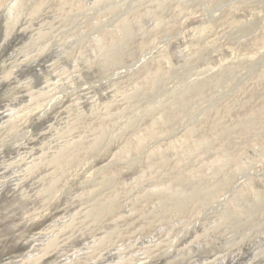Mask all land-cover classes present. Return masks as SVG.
Returning a JSON list of instances; mask_svg holds the SVG:
<instances>
[{"label": "rangeland", "instance_id": "1", "mask_svg": "<svg viewBox=\"0 0 264 264\" xmlns=\"http://www.w3.org/2000/svg\"><path fill=\"white\" fill-rule=\"evenodd\" d=\"M130 1L84 18L66 15L57 2L35 5L14 43L0 39V264L22 254L32 258L24 264H264V47L241 53L248 62L243 66L226 65L237 58L231 39L253 29L262 37L264 15L252 16L245 7L250 0H240L246 1L238 5L240 21L197 33L201 13L175 18L173 11L183 6L166 2L156 31L151 22L124 24L121 15L136 4ZM233 1L211 0L201 10L231 11ZM91 15L107 39L98 54L121 38L130 46L143 34L142 50H110L130 72L109 85L108 73L90 64L91 39L81 32ZM115 27L123 30L118 36ZM193 31L201 43L183 50ZM167 37L171 45L161 50ZM142 56L148 60L140 63ZM85 70L84 86H93L89 96L98 102L111 101L112 91L145 100L126 107L121 98L125 117L112 111L103 122L90 113L92 100L83 97L76 106L68 93L65 102L40 108L44 101L36 102L39 94L26 86L31 78L32 91L39 88L40 73L53 85L51 74L64 82ZM243 85L248 88L240 92ZM221 103L228 111L213 115V128L181 138ZM148 121L154 129H147Z\"/></svg>", "mask_w": 264, "mask_h": 264}, {"label": "bare ground", "instance_id": "2", "mask_svg": "<svg viewBox=\"0 0 264 264\" xmlns=\"http://www.w3.org/2000/svg\"><path fill=\"white\" fill-rule=\"evenodd\" d=\"M209 1L211 0H144L143 2L141 0H131L130 4H134V2L136 4L132 5L133 8H131L132 10L129 11H125L122 15H121V20L124 21H141V22H151L150 24L152 25V27H155L154 29H157L159 27H161V20H163V18L165 17L166 14H164V7L165 4L167 2L168 5H172L173 3H176L177 5L183 6V10L180 11L179 9H176L175 11H173V16L176 17H184L186 19H189L191 16L201 13L200 15L202 16V20L203 22H201L200 20V27L196 28L197 29V33L200 32V30H211L214 29L221 21H227L229 22L228 25H231V23L233 22H238L240 20V17L243 18V14H241V8H242V4H244V2L246 3V1H240V0H235L232 3H230L232 10L231 11H216L218 8H216V10H201V8L205 5L208 4ZM55 2L58 3V7L61 8L63 11V13H65L68 16H74V17H81L84 18L88 13H92L94 10L96 9H100L97 13L96 16H102L104 12L106 11H111L113 10L114 12L119 9H121L124 6H128V4H126V0H0V39L2 40V43H7V45H11L12 43L15 42V40H13L12 38L14 36L19 35L23 29H21V26L24 22V17L28 15V13L30 14V10H33L35 5L40 6L42 3H44V6H54ZM248 4L245 6L246 8L250 9V14H253L255 12L259 13V15H264V3H261L262 5L260 7L254 5L253 1H247ZM211 4V3H209ZM241 4V8L238 7V5ZM224 6V5H223ZM237 6V7H235ZM244 6V5H243ZM230 7V8H231ZM44 8V7H43ZM206 8V7H205ZM97 10V11H98ZM228 10V9H227ZM241 10V11H240ZM41 11V10H40ZM121 12V11H120ZM207 12V13H205ZM246 12V11H245ZM249 12V11H248ZM41 13V12H40ZM94 13V12H93ZM96 13V12H95ZM110 13V12H109ZM108 14V13H107ZM249 14V13H248ZM106 15V14H105ZM95 15H91V17H89L88 19L84 20L82 23V26L84 27V23L88 24L87 29H82L81 32L84 33H88L89 37H90V41L88 42V51H90L91 58L93 57V61L90 62L91 65H95L98 66L100 65V69L104 71L105 74H107L108 76L105 77V81L104 84H108L109 82H113L115 81L117 78H126V76L129 74L130 69H125L126 67L123 66L121 60L118 57H113V53H115V51H110V50H129L130 46H132V49L134 48L135 50H142L141 48V43L143 42L144 38H139L141 35L140 34L139 37L135 36L130 39L131 40V45L127 46V45H123L124 42L121 41L118 42V44H113L114 46H112L111 48H109L110 50H107L105 53L103 54H98V50H101V48L105 47V45L107 44V39L104 38V33H102L103 31H99L100 29L97 28V21H95L94 18ZM250 16V15H249ZM255 16V15H254ZM105 17V16H104ZM112 17V16H111ZM233 17V18H232ZM122 18H124L125 20H123ZM174 18V17H173ZM172 18V19H173ZM174 18V19H175ZM120 19V18H119ZM165 19V18H164ZM179 19V18H178ZM251 19H253L251 17ZM120 20V21H121ZM171 20V19H170ZM245 20V19H243ZM259 20V19H258ZM105 21V20H104ZM184 21V20H183ZM242 21V20H241ZM264 21V19H263ZM89 22V23H88ZM116 22L112 21V24ZM172 23V22H169ZM168 23V24H169ZM264 23V22H263ZM120 24V23H119ZM117 24V25H119ZM125 24V22H124ZM129 24V23H128ZM149 24V25H150ZM168 24H165L166 27L169 26ZM240 24V23H239ZM116 25V23H115ZM114 25V26H115ZM122 24H120L121 26ZM131 25V24H130ZM138 25V24H137ZM145 25V24H144ZM171 25V24H170ZM233 25V24H232ZM237 25V24H236ZM40 26V25H39ZM134 26V25H133ZM148 26V25H147ZM253 26V25H252ZM258 26V25H257ZM122 27V26H121ZM130 27V26H129ZM128 27V29H129ZM149 27V26H148ZM147 27V28H148ZM172 27V25H171ZM218 27V26H217ZM261 27V26H260ZM40 28V27H38ZM44 27H42L43 29ZM47 28V27H46ZM45 28V30H46ZM110 28V27H109ZM232 28V27H231ZM248 28V27H247ZM255 28V27H253ZM264 27H261V31L263 30ZM103 29V28H102ZM151 28H149L150 30ZM160 29V28H159ZM168 29V28H167ZM166 29V30H167ZM194 29V28H193ZM246 29V28H245ZM41 29H38L37 31H39L40 33ZM112 30V29H110ZM135 30V29H134ZM165 30V31H166ZM239 30V29H238ZM254 30H244V31H239L240 32V37L238 39L236 38H232L231 39V56L232 57H236L235 59L231 60V61H227L226 65H232L235 67H239V66H243L245 64H247L248 62L246 61V58H244V55L242 56V54L245 52H249L251 51L250 49H253L254 46L257 45H262V47H264V34L262 35V37H259V35L261 36V32L259 31V35L257 36L254 33ZM42 31V30H41ZM122 28H114V35L113 36H118L121 34ZM127 31V30H125ZM131 31V30H130ZM137 31V30H136ZM161 31V30H159ZM204 32V31H202ZM238 32V31H237ZM264 32V31H262ZM43 33V32H42ZM102 33V34H101ZM109 33V31L107 32ZM124 33V32H123ZM194 31L192 32V39L189 41L188 44H186V46L184 47L183 50H190L191 47H193L194 45H196L199 41H200V36H196L194 35ZM208 33V32H207ZM254 33V34H253ZM45 34V33H44ZM112 34V31H111ZM125 34V33H124ZM157 34V33H156ZM184 34V33H183ZM196 34V33H195ZM86 34H83V36H85ZM110 35V34H109ZM185 35V34H184ZM187 35V34H186ZM185 35V36H186ZM43 36V35H41ZM87 36V35H86ZM166 36V35H164ZM38 37V36H37ZM109 37V36H108ZM142 37V36H141ZM146 37V36H143ZM155 37V36H154ZM157 38V37H156ZM155 39V38H154ZM158 39V38H157ZM161 39V38H160ZM22 40V39H21ZM112 40V39H111ZM110 40V41H111ZM203 40V39H202ZM145 41V40H144ZM147 41V40H146ZM151 41V40H150ZM171 42V37H167L166 41L159 47L161 50H165L170 44ZM72 43V42H71ZM201 43V42H199ZM90 44V45H89ZM169 44V45H167ZM16 45V44H14ZM40 45V44H39ZM5 46V45H4ZM154 46V45H153ZM174 45H172L173 47ZM38 47V46H37ZM42 47V46H41ZM107 47V45H106ZM105 47V48H106ZM195 47V46H194ZM198 47V46H197ZM258 47V46H257ZM261 47V48H262ZM158 47H154V49H159ZM164 48V49H163ZM171 48V47H170ZM169 48V50H170ZM172 49V48H171ZM259 49V48H257ZM197 50V49H196ZM256 50V49H255ZM77 52V51H75ZM12 53V52H11ZM61 53V52H60ZM79 53V52H78ZM242 53V54H241ZM81 54V53H80ZM249 54H251L249 52ZM82 55V54H81ZM88 55V54H87ZM253 55V54H251ZM78 56V55H77ZM12 57V56H11ZM80 57V55H79ZM78 57V58H79ZM147 57V56H146ZM145 56L140 57V59L138 60L140 63L148 60L146 59ZM247 57V56H245ZM6 58V57H5ZM197 58V57H196ZM13 59V58H12ZM80 59V58H79ZM88 59V58H87ZM5 60V59H4ZM84 60V59H82ZM90 60V58H89ZM192 60V59H191ZM3 61V60H2ZM10 61V60H9ZM72 61V60H70ZM85 61V60H84ZM137 61V62H138ZM193 61V60H192ZM196 61V60H195ZM6 62V61H5ZM83 62V61H82ZM81 62V63H82ZM7 63V62H6ZM69 63V62H68ZM71 63V62H70ZM86 63V62H84ZM168 63V62H167ZM74 64V63H73ZM13 65V64H12ZM11 65V66H12ZM2 66V65H1ZM0 66V67H1ZM7 66V65H6ZM25 67V66H24ZM51 67V66H50ZM75 67V66H74ZM81 67V66H80ZM13 68V66H12ZM11 68V69H12ZM132 68V67H131ZM2 69V68H1ZM5 69V68H4ZM71 69V68H69ZM94 69V68H93ZM92 69V70H93ZM125 69V70H124ZM15 70V68H14ZM3 71V70H2ZM8 71V70H7ZM16 71V70H15ZM14 71V72H15ZM13 72V73H14ZM17 72V71H16ZM97 71H95L96 73ZM156 72V71H155ZM94 73V72H93ZM4 74V73H3ZM6 74V73H5ZM51 74V73H49ZM60 73L58 72V75ZM72 77L71 79L62 82L59 78V76H54L56 74H51L53 75L52 77H55L56 82H53V85H50L51 82H49V80H47V76L42 75V73L39 74V79H40V83L42 84L41 86H39V88L35 89L34 91H32L33 87L36 86V82L35 80H32L31 78H27V82H26V86L28 87V90L30 91L31 94H36L41 97H35L38 98L36 99V102L39 101L38 103H41L42 101H44L43 103L39 104V107L41 108L42 106L44 107V105H46V107H52L54 104H56L58 101L59 102H65L67 97H68V93H70V95L72 94L74 99L73 102L74 104L77 106L81 101V98L84 97V101L86 100H92L90 103V113L93 114L95 113L96 115H100V117H102V121H105L106 118V114L108 115L110 112L114 111V112H118L121 108H125V107H121L120 105L122 104V102H120V100L123 99V101H125V103H129V105H136L137 103H140L141 101L145 100L143 99L141 96L137 99V97L135 98L134 95H129L126 93H122L121 97H118L116 95V92L114 93L112 91V95H115L114 97L111 96V101H107V102H98L99 99H97L96 97L93 98V96H89V92L90 90H92L93 86H90L91 84H88L87 86H84L86 83V75L88 74L87 71H82V72H77V73H72ZM98 74V73H97ZM9 75V74H8ZM14 75V74H13ZM35 75V74H34ZM93 74L91 75V78L94 77ZM153 75V74H152ZM7 77V75H5ZM4 76V77H5ZM10 76V75H9ZM89 76V75H88ZM87 76V78H88ZM97 76V75H96ZM155 76V75H154ZM47 77V78H46ZM85 77V78H84ZM151 77V75H150ZM14 78V77H13ZM51 78V77H50ZM109 78V79H108ZM11 79V78H10ZM108 79V80H107ZM157 79V78H156ZM155 79V80H156ZM22 80V77H21ZM61 81V82H57V81ZM113 80V81H112ZM128 80V79H127ZM126 80V81H127ZM151 82L155 81V80H151V78L149 79ZM1 81V80H0ZM91 81V80H90ZM118 81V80H117ZM160 81V80H159ZM32 82L34 84H32ZM130 82V81H129ZM2 83V81H1ZM4 83V82H3ZM13 83V82H12ZM101 83L102 80H101ZM120 83V82H119ZM124 83V82H123ZM135 83V82H134ZM256 82L254 81L253 84H255ZM7 84V83H6ZM95 84V83H94ZM126 84V83H125ZM101 85V84H100ZM140 84H137V86H139ZM19 86V85H18ZM24 86V85H23ZM46 86H48L46 88ZM98 86V85H97ZM244 86V85H243ZM106 87V86H105ZM112 87V86H110ZM136 87V85H135ZM95 88V87H94ZM122 88V87H121ZM124 88V87H123ZM248 87H242L240 92H242L244 89H246ZM69 90V91H68ZM26 92V91H25ZM24 92V93H25ZM3 94V93H2ZM18 94V93H17ZM50 94V96H48ZM96 96V95H95ZM109 97V96H108ZM144 97V96H143ZM100 98V97H99ZM122 98V99H121ZM33 97H30V101L35 100ZM69 99V98H68ZM105 99V98H104ZM9 100V99H8ZM110 100V99H109ZM57 101V102H56ZM71 101V100H69ZM68 101V102H69ZM129 101V102H128ZM113 102L114 104L112 105ZM1 103V102H0ZM26 103V102H25ZM46 103V104H45ZM121 103V104H120ZM60 104V103H59ZM62 104V103H61ZM84 104V103H83ZM38 105V104H37ZM61 106V105H60ZM38 107V108H39ZM59 108V106H57ZM126 107H129L128 104ZM53 108V107H52ZM51 108V109H52ZM55 108V107H54ZM80 108V107H79ZM87 107V109H89ZM50 109V110H51ZM117 109V110H116ZM126 109V108H125ZM49 110V109H48ZM62 110V109H61ZM209 110V109H208ZM69 111V110H68ZM77 111V110H76ZM126 110H123L119 113L118 117L121 116L125 117V115L123 116L122 114H124ZM228 111V104L227 103H221L220 105H218V107H215L213 110H211V118H205L203 121H201L200 123H198V125H196V127L192 130V129H186V131H184L183 135L181 138H186V137H192L194 135H198L200 133H202L204 130L209 129V128H213V125L215 123V120L213 119V117L219 114H222L223 112ZM226 113V112H225ZM12 115H14L13 113H11ZM87 114V113H86ZM117 115V114H116ZM214 115V116H213ZM161 116V115H160ZM163 116V115H162ZM7 118V117H5ZM54 118V117H53ZM115 118V117H114ZM38 119V118H37ZM123 119V118H122ZM89 120V119H87ZM86 120V121H87ZM91 120V119H90ZM113 120V119H112ZM4 121V120H3ZM85 121V122H86ZM127 121V120H126ZM166 121V119L164 120ZM89 122V121H88ZM153 122V121H152ZM151 121H148L147 123V129L151 130L154 129L153 125H152ZM6 123V122H5ZM44 123V122H43ZM3 124V123H1ZM9 124V123H8ZM126 124V122H124L123 126ZM164 125V122H163ZM163 125L160 123V126L157 125V127H159L158 129L160 130L161 127H163ZM121 126V127H123ZM115 127V126H114ZM156 127V128H157ZM189 128V127H188ZM191 128V127H190ZM2 129V128H1ZM192 130V131H191ZM3 131V129H2ZM5 131V130H4ZM26 136V135H25ZM213 139V138H212ZM52 143V142H51ZM77 143V142H76ZM221 143V142H220ZM23 144V143H22ZM40 145V144H39ZM122 149L124 151H127L131 145L129 144V140L125 141L122 144ZM125 145V147H124ZM77 147V146H76ZM84 147V146H83ZM82 148V147H81ZM133 148V147H132ZM45 149V148H44ZM12 150V149H11ZM10 150V151H11ZM6 155V154H5ZM55 155V154H54ZM172 155V154H171ZM47 157V156H46ZM56 158V157H55ZM61 158V156H60ZM58 159V158H57ZM100 160V159H99ZM31 162V161H30ZM57 162V161H55ZM39 163V162H38ZM37 163V164H38ZM48 163V162H47ZM36 164V163H35ZM49 165V163H48ZM52 165V164H51ZM21 169V168H20ZM44 170V169H43ZM47 170V169H46ZM42 172V171H41ZM195 174V173H194ZM119 176V175H118ZM96 179V178H95ZM122 180V179H121ZM181 181V180H180ZM125 182V181H124ZM183 182V181H182ZM87 183V182H86ZM96 183V182H95ZM178 184V183H177ZM176 184V185H177ZM101 185V184H100ZM82 189V188H81ZM90 189V188H89ZM73 192V191H72ZM83 192V191H82ZM75 193V192H74ZM107 194V193H106ZM148 194V193H147ZM32 195V194H31ZM98 195V194H97ZM101 196V195H100ZM145 196V195H144ZM153 196V195H152ZM148 199V197H146ZM145 198V199H146ZM8 201V200H7ZM86 201V200H85ZM100 201V200H99ZM4 203V202H3ZM99 203V202H98ZM155 203V202H154ZM29 204V203H28ZM42 204V202H41ZM27 205V204H26ZM124 207V206H123ZM137 207V206H136ZM59 208V207H58ZM125 209V208H124ZM122 210V209H121ZM114 212V211H113ZM124 221V220H123ZM162 222V221H161ZM95 224V223H94ZM101 224V223H100ZM151 224V223H150ZM29 228V227H28ZM168 228V227H166ZM172 229V228H171ZM167 230V229H166ZM95 233V232H94ZM139 233V232H138ZM100 235V234H99ZM156 235V234H155ZM60 236V235H59ZM101 236V235H100ZM61 237V236H60ZM99 237V236H98ZM152 237V236H151ZM165 238V237H164ZM85 239V238H84ZM13 241V240H12ZM177 242V241H176ZM22 243V242H21ZM25 243V242H24ZM24 245V244H23ZM154 245V244H153ZM186 245V244H185ZM13 247V246H12ZM149 247V246H148ZM151 247V246H150ZM173 247V246H172ZM189 247V246H188ZM107 248V247H106ZM175 248V247H174ZM146 250V249H145ZM185 251V250H184ZM9 252V251H8ZM11 252V251H10ZM172 252V251H171ZM22 253V252H21ZM10 254V253H9ZM36 254H40V253H36ZM6 255V254H5ZM18 255V254H17ZM20 255V254H19ZM131 255V254H130ZM32 257H34L32 255ZM30 255H20V256H13L11 259V263L10 264H24L26 263V259H29ZM144 258V257H143ZM223 258V257H222ZM32 259V258H30ZM117 259V258H116ZM142 259V258H141ZM69 260V259H68ZM135 260V259H134ZM146 260V259H145ZM154 260V259H153ZM137 261V260H136ZM135 261V262H136ZM144 261V260H142ZM219 261V260H218ZM138 262V261H137ZM140 262V260H139ZM138 262V263H139ZM143 262H141L142 264Z\"/></svg>", "mask_w": 264, "mask_h": 264}]
</instances>
